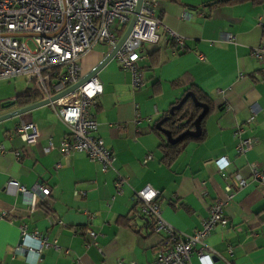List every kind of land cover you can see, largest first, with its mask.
Here are the masks:
<instances>
[{
    "label": "crops",
    "instance_id": "obj_1",
    "mask_svg": "<svg viewBox=\"0 0 264 264\" xmlns=\"http://www.w3.org/2000/svg\"><path fill=\"white\" fill-rule=\"evenodd\" d=\"M215 1L157 0L155 16L165 28L158 29L156 44L141 49L145 59L136 66L143 88H132V74L116 59L98 73L102 94L89 113L97 123L95 136L114 158L113 169L102 172L82 153L66 155L62 144L72 139L48 105L0 122L5 150L0 153V264L152 263L165 240L153 233L151 221L128 218L134 194L145 187L159 192L162 218L191 235L201 229L210 206L224 198L221 171L239 173L248 185L231 191L223 209L227 225L212 230L203 253L212 264H264V183L253 181L249 170L255 163L264 175V54L253 56L255 49H264V0L214 7ZM167 29L185 39L184 51ZM109 51L106 45L93 47L80 63L81 72L88 74ZM191 85L212 101L213 112L205 121L204 140L188 143L167 166L159 146L168 142L156 126ZM29 96L26 81L1 94L0 116L40 102ZM17 98L29 101L14 104ZM3 102L11 104L1 109ZM22 120L36 125V145L26 146L16 134ZM242 139H253L254 146L238 155ZM117 174L126 179L121 193L115 192ZM8 182L29 192L43 184L50 194L37 195L36 208L30 210L29 198L5 192ZM22 226L57 249L16 253ZM87 227L98 234L95 246L84 235ZM198 250L190 264H201Z\"/></svg>",
    "mask_w": 264,
    "mask_h": 264
},
{
    "label": "built area",
    "instance_id": "obj_2",
    "mask_svg": "<svg viewBox=\"0 0 264 264\" xmlns=\"http://www.w3.org/2000/svg\"><path fill=\"white\" fill-rule=\"evenodd\" d=\"M136 5L137 0H0V81L25 79L29 94L40 101H47L66 127L72 141L62 144L63 152L66 155L84 154L92 163L99 164L102 172L113 169L114 158L103 141L95 136L97 123L89 113L102 94L100 80L94 76L73 92L54 101L52 99L86 76L81 72L80 63L93 47L103 44L112 50L117 45L122 36L119 33L122 31L123 34L130 24ZM157 5V0H142L132 30L114 56L121 69L132 74V88L135 90L145 86V80L136 66L138 61L145 59L141 49L146 44H156L158 29L165 28L161 19L155 16ZM168 32L177 49L184 51L185 39L170 30ZM21 38L27 40L23 42ZM230 39L229 35L225 37L226 42H230ZM27 41L33 43L34 50L27 46ZM263 54L262 48L253 52L258 59ZM15 131L28 147L36 145L39 139V131L32 121L22 120ZM253 146V139H242L236 153L244 155ZM51 148L52 144L49 143L48 150ZM0 153H5L1 145ZM14 157L18 160L20 154L15 152ZM249 170L253 181L264 183L263 172L257 164H249ZM220 175L225 182L224 198L210 206L201 229L191 235L177 231L162 218L157 205L159 192L145 187L134 194V207L128 213V218L138 216L151 221L153 233L162 235L165 240L155 260L149 264H190L197 247L199 262L212 264V257L203 253V241L215 227L227 225L223 209L231 198V191L241 190L248 185L247 179L239 173L227 175L221 171ZM125 185L126 179L117 174L115 192L121 193ZM5 192L29 198L30 210L36 208L37 195L44 198L50 194L46 185L39 184L29 192L14 182L7 183ZM86 214L90 221L94 219L93 214ZM3 216L0 215V218ZM20 231L22 247H18L16 253L23 250L41 253L46 249H57L55 243H50L37 233L28 234L24 226ZM84 235L91 239L89 245L95 246L98 234L87 227ZM116 264L137 263L118 261Z\"/></svg>",
    "mask_w": 264,
    "mask_h": 264
},
{
    "label": "trees",
    "instance_id": "obj_3",
    "mask_svg": "<svg viewBox=\"0 0 264 264\" xmlns=\"http://www.w3.org/2000/svg\"><path fill=\"white\" fill-rule=\"evenodd\" d=\"M263 0H216L212 6H236L241 5L245 3H251L254 5H259ZM122 35V31L119 33ZM180 82H176L173 84L174 87L178 86ZM186 93H192L198 103L206 105L208 107V113L204 117V119L200 123L201 128V134L197 138L192 137H184L182 140L175 144H168L162 142L159 146L160 151L162 153V160L163 163L167 166L171 165L182 149L190 142H201L205 138V131H204V125L206 118L213 112V104L212 101L204 94L202 91H200L195 85H191ZM31 97V95L29 96ZM28 97V98H29ZM27 98V99H28ZM17 98L14 101V104L18 105H24L29 100ZM11 102H3L2 105H9ZM201 109L196 107L191 99H188L179 110L174 111L173 115H168L164 118L166 119L165 122L162 124V128L166 131H169L173 138H176L181 133L190 130L192 131L194 129L193 123L198 117V115L201 113Z\"/></svg>",
    "mask_w": 264,
    "mask_h": 264
},
{
    "label": "water",
    "instance_id": "obj_4",
    "mask_svg": "<svg viewBox=\"0 0 264 264\" xmlns=\"http://www.w3.org/2000/svg\"><path fill=\"white\" fill-rule=\"evenodd\" d=\"M142 4V0H137V5H136V9H135V13L134 16L131 19L130 24L126 27L124 33L122 34V36L120 37L119 42L117 43V45L109 51V53L107 54V56L99 62V64L94 67L88 74H86L85 77H83L76 85L70 87L69 89H67L66 91H64L63 93L57 95L56 97H54L52 99V101L66 95L67 93L73 92L76 88H78L79 86H81L82 84H84L85 82H87L90 78L97 76L98 73L110 62L114 59V56L116 54V52L120 49V47L122 46V44L125 42V40L127 39V37L129 36L132 27L135 23L136 20V16L139 13L140 7ZM191 99V101L193 102V104L200 108L202 111L201 113L198 115V117L196 118V120L193 123V127L194 129L192 131L187 130L183 133H181L179 136H177L176 138H173L171 133L169 131H166L164 129H162V124L163 122H165L166 119H163L162 121H160L156 128L162 132V134L166 137L167 142L169 144H175L177 142H179L180 140H182L184 137H192V138H197L200 136L201 134V128H200V123L201 121L204 119V117L207 115L208 113V107L206 105L200 104L198 103V101L196 100V98L194 97V95L192 93H186V95L182 98V100L174 107H172L169 110V115H173L174 111H177L180 109V107L188 100ZM13 105V104H12ZM48 105L47 101H40L36 104L18 109V110H14L10 113H7L5 115L0 116V122L7 120L9 118H14V117H19L22 115H25L27 113L32 112L33 110L42 107V106H46ZM1 109H6L5 106H1Z\"/></svg>",
    "mask_w": 264,
    "mask_h": 264
},
{
    "label": "rangeland",
    "instance_id": "obj_5",
    "mask_svg": "<svg viewBox=\"0 0 264 264\" xmlns=\"http://www.w3.org/2000/svg\"><path fill=\"white\" fill-rule=\"evenodd\" d=\"M21 41L25 42L27 40V38H21ZM103 44H98V46H102ZM27 46L31 49L34 50L33 47V43L31 41H27ZM104 46V45H103ZM24 79L23 78H17L15 81H10V82H6V81H0V95L1 94H5L6 91H11L14 87H16V84L18 83H24ZM27 88H28V84L26 83Z\"/></svg>",
    "mask_w": 264,
    "mask_h": 264
}]
</instances>
